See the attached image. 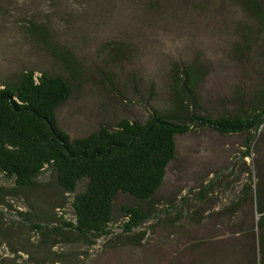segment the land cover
Returning a JSON list of instances; mask_svg holds the SVG:
<instances>
[{
	"label": "rangeland",
	"instance_id": "374dc122",
	"mask_svg": "<svg viewBox=\"0 0 264 264\" xmlns=\"http://www.w3.org/2000/svg\"><path fill=\"white\" fill-rule=\"evenodd\" d=\"M258 10L264 0H0V82L25 70L65 76L71 92L55 116L71 138L153 112L230 115L264 87ZM250 136L189 124L152 197L118 193L108 233L85 240L53 229V216L74 219L73 193L45 184L27 202L0 188V264H258L264 129L247 148ZM11 184L0 174V187ZM123 205L146 214L130 231Z\"/></svg>",
	"mask_w": 264,
	"mask_h": 264
},
{
	"label": "trees",
	"instance_id": "16d2710c",
	"mask_svg": "<svg viewBox=\"0 0 264 264\" xmlns=\"http://www.w3.org/2000/svg\"><path fill=\"white\" fill-rule=\"evenodd\" d=\"M255 15L264 24L259 10ZM70 92L65 76L45 71L35 75L25 70L13 81L0 82V174L12 181L10 186L0 188L27 202L45 184L62 193H73L74 219L53 216L58 222L53 229L71 239L107 234L113 199L118 193L136 200L152 197L174 157L175 136L186 132L189 124L197 121L221 133L250 132L247 148L264 129L263 87L254 105L230 115L211 117L191 111L184 121L153 112L144 122L124 118L115 128L100 125L86 135L71 138L58 126L55 116L56 107ZM177 98L178 91L172 100ZM43 173L47 174L45 183L40 181ZM256 175L253 196L258 213V264H264V156ZM81 180L84 185L76 191ZM29 207L34 211L37 208ZM122 213L126 220L121 227L125 231L146 218L135 205H123ZM30 225L36 230L42 228L37 222Z\"/></svg>",
	"mask_w": 264,
	"mask_h": 264
}]
</instances>
